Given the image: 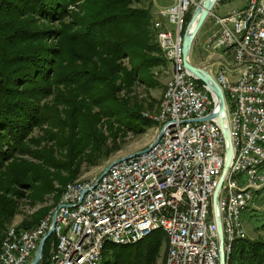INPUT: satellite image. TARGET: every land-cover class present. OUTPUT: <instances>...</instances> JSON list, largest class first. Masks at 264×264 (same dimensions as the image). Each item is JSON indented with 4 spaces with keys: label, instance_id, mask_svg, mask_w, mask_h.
<instances>
[{
    "label": "trees",
    "instance_id": "obj_1",
    "mask_svg": "<svg viewBox=\"0 0 264 264\" xmlns=\"http://www.w3.org/2000/svg\"><path fill=\"white\" fill-rule=\"evenodd\" d=\"M142 3L0 0V245L20 201L35 208L53 197L58 206L84 165L99 166L130 134L156 125L144 115L151 99L140 100L136 89L150 97L168 62L153 2ZM48 210L18 229L34 228ZM168 245L161 230L135 245L107 244L101 264H157L165 249L164 264ZM228 264H264V237L237 240Z\"/></svg>",
    "mask_w": 264,
    "mask_h": 264
},
{
    "label": "built area",
    "instance_id": "obj_2",
    "mask_svg": "<svg viewBox=\"0 0 264 264\" xmlns=\"http://www.w3.org/2000/svg\"><path fill=\"white\" fill-rule=\"evenodd\" d=\"M199 2L176 0L159 12L156 28L166 54L173 55L179 83L177 96L162 110L167 123L160 143L148 153L115 164L101 179L70 189L54 221L46 220L35 233L10 235L0 264H30L51 230L46 264H97L101 241H132L156 224L172 230V264H220L217 214L226 252L231 240L229 215H238L264 191V171L251 169L244 182H237L241 167L264 155V0H247L243 9L223 17L212 12L208 18L213 28L204 50L232 57L230 67L213 75L225 93L233 160H237L234 201H227L225 178L218 212L213 198L226 163V142L219 120H204L217 111L216 100L206 85H199L190 72L182 77L178 68L187 17ZM227 202H234V209H227Z\"/></svg>",
    "mask_w": 264,
    "mask_h": 264
},
{
    "label": "rangeland",
    "instance_id": "obj_3",
    "mask_svg": "<svg viewBox=\"0 0 264 264\" xmlns=\"http://www.w3.org/2000/svg\"><path fill=\"white\" fill-rule=\"evenodd\" d=\"M151 1L154 2L156 6H169L174 3V0H143V3L141 5H145V4L148 5V3ZM246 4H247V0H227L223 2H220L219 0L213 12L216 15L223 17L229 14L230 12H232L233 10H238V9L243 8ZM193 12H192V15H193ZM211 22H212L211 19L207 20V22L202 28L194 44L193 53H195V55H197L200 60H206V58L210 55L203 48V42H204L203 39H204L207 29L209 28L208 23H211ZM192 62L196 64L193 60ZM212 74L216 76L217 71L213 69ZM158 81L160 82V85L159 87L153 90H150V93H151L150 97L148 96V93L144 89V87H138L136 89V95L140 100L145 101L149 98L151 99L150 104L153 106V110L144 114L150 119H152L150 116L156 117L159 112L160 102L163 97L166 83L168 81V67L167 69L166 68L162 69L161 73L159 74ZM154 122L156 125H154L151 129H149L146 134L141 135V136H133L130 134L128 137H126L124 140L125 144L123 145L122 150L112 155L110 158L102 162L99 166L90 167V166L84 165L82 167L81 174L77 181L98 179L100 175L105 171V169L111 164V162H114L115 160H118L119 158H123L126 156L139 153L140 151H143L146 148H148L150 145H152L160 133L158 122L156 121ZM36 134H37V131L34 133V136H36ZM38 134L41 135L40 132ZM54 203L55 201L53 197H51L46 204H42V205H39L38 207L32 208V206H29L27 201H24V200L20 201L19 213L14 218L9 228L10 227L18 228L19 224L25 218L32 216L33 214L37 213L40 209L43 210L47 208L49 209L47 212L51 211L55 207ZM242 221H243L246 234L249 239L255 240L259 237H264V195H262L261 193L256 195L255 201L244 212L242 216ZM0 248H1V245H0ZM164 254H165V249L162 250L161 257L159 258L157 264H163Z\"/></svg>",
    "mask_w": 264,
    "mask_h": 264
},
{
    "label": "bare ground",
    "instance_id": "obj_4",
    "mask_svg": "<svg viewBox=\"0 0 264 264\" xmlns=\"http://www.w3.org/2000/svg\"><path fill=\"white\" fill-rule=\"evenodd\" d=\"M156 25H158V19L153 20V29L156 32L157 42H158L159 47L161 48V50H162V52H163V54H164V56L168 62V68L169 69H168V81L166 83L164 93H163V97H162L161 102H160L159 112H158L156 117H153V116H150V117L154 121L158 122L159 130H160V133L162 134L161 137H163V127L167 123V114H162V110H166L167 106L170 104L171 97L177 96V91H179V83H176V67H175V61H174L173 55L172 54H166V47H165L164 38L159 34V32L156 28ZM195 25H196V23H195ZM195 25H193L191 30L194 28ZM178 68L181 69V76L182 77H189V71L185 68L184 56L178 57ZM169 87H172V88L169 89V94H166L167 89ZM161 137H160L159 142L156 145H158L160 143ZM152 148H153V146L150 147V149L146 153H148ZM140 152H142V151H140ZM140 152L131 155V157H139L140 155H142V153H140ZM131 157H129L128 159H130ZM128 159H124L122 161H116L115 160L116 162L114 161L115 163L112 165V167L109 170H111L115 166V164L124 163V162L128 161ZM251 169L254 170V173H263V171H264V155H262L259 162H248V166H242L240 172L237 175V182H244L247 179V174L251 173ZM236 170H237V160H232V163L229 167V170H228V173L226 176L227 201H234L233 192H234V180L236 179ZM95 180H97V179H95ZM89 181H93V180L76 181L74 183L69 184L66 187V189L64 190V192L62 193L59 205L56 208L49 211L45 215V217L39 222V224L37 226H35L32 229H29L28 233H35V228H39L42 224H44V222L46 220L47 221H54L56 218V212L58 210H61L62 206L66 205V196L69 194L70 189L80 188V187L84 186V184L88 183ZM263 195H264V191H263ZM227 209H234V202H227ZM246 209L247 208H241L240 213L238 215L237 214H230L229 215L228 232H229V236H230L231 240L229 242L228 249L225 252L227 264L229 263L230 256H231L232 250H233V245L236 243V241L244 239V238L245 239L248 238L246 231H245V228H244V225H243V221H242V216H243L244 212L246 211ZM159 230H161L165 233L167 240L169 242L164 264H172L173 252H175V241L173 239L172 230L170 228H168L166 224L152 225L149 228L144 229L143 235L138 236L137 239H132V241H130V240H116L115 238H107V240L101 241V243H99V250H98L99 261L97 262V264L102 263L103 252H104L107 244H113V245H117V246L135 245V244L145 240L146 238L151 236L154 232L159 231ZM25 231L26 230H19L17 227H10L6 232L4 239L2 240L1 248H0V256H5V254H6V246L9 243L10 235H16L17 232H25Z\"/></svg>",
    "mask_w": 264,
    "mask_h": 264
},
{
    "label": "water",
    "instance_id": "obj_5",
    "mask_svg": "<svg viewBox=\"0 0 264 264\" xmlns=\"http://www.w3.org/2000/svg\"><path fill=\"white\" fill-rule=\"evenodd\" d=\"M219 0H200L198 5L196 6L191 21L189 22L187 29L184 33V42H183V55L185 59V68L196 77L197 80L201 81L204 85L208 87L210 92L213 94L215 100H216V109L217 111H214L211 113L207 118L204 120H209L213 118H217L219 120V124L221 127V130L223 132L225 142H226V163L224 167L223 174L219 181V186L214 194L213 198V206L214 210L218 212V202H219V195L221 192V189L223 188V184L225 181V178L227 176L229 167L233 160V143L230 135V124H229V115L227 111V103H226V97L225 93L220 86V84L217 82L213 74L204 66L196 65L192 62V54H193V48L195 41L200 34L203 26L207 22L210 14L213 12L214 8L218 4ZM196 23V25H195ZM194 26V28L191 30V28ZM161 133H159L157 139L153 142V144L150 146H155L161 137ZM146 148L140 153H146L149 149ZM130 156H126L123 158H119L116 161H122L124 159H128ZM115 161V162H116ZM112 162L105 171L100 175V179L105 175L106 172L112 167V165L115 163ZM217 225H218V231H219V238H220V264H227L226 262V256L224 252V238H223V227L221 223V218L217 214ZM52 234V230L45 236L38 246L37 252L35 254V257L33 261L30 264H40L43 258V251L45 244L49 237Z\"/></svg>",
    "mask_w": 264,
    "mask_h": 264
},
{
    "label": "crops",
    "instance_id": "obj_6",
    "mask_svg": "<svg viewBox=\"0 0 264 264\" xmlns=\"http://www.w3.org/2000/svg\"><path fill=\"white\" fill-rule=\"evenodd\" d=\"M176 0H174V3L172 5L169 6H156L155 3L153 2V6H152V12H153V17L154 19H158L159 18V12L162 9L171 7L175 4ZM246 6V5H245ZM244 6V7H245ZM243 7V8H244ZM241 8V9H243ZM239 10V9H238ZM234 11V10H233ZM209 28L207 29L204 39L205 40L206 36L210 33L211 29L213 28L212 23H208ZM204 27V26H203ZM204 43V42H203ZM231 58V59H230ZM192 60L198 64L199 66H204L206 67L208 70H213L215 69L217 72L222 69V68H227L230 67L231 63H232V57L228 56L227 54H224L223 51H219V52H215V53H211L206 60H200L198 58L197 55H195V53L192 54ZM169 69V68H168ZM233 75L235 76V79H237L238 77V72L233 73Z\"/></svg>",
    "mask_w": 264,
    "mask_h": 264
}]
</instances>
